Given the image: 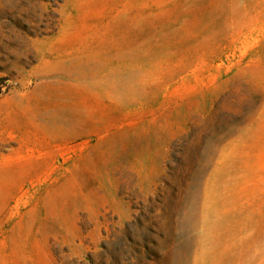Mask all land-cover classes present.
<instances>
[{"label": "rangeland", "instance_id": "1", "mask_svg": "<svg viewBox=\"0 0 264 264\" xmlns=\"http://www.w3.org/2000/svg\"><path fill=\"white\" fill-rule=\"evenodd\" d=\"M0 264H264V0H0Z\"/></svg>", "mask_w": 264, "mask_h": 264}]
</instances>
